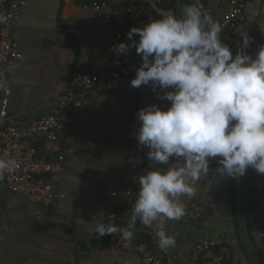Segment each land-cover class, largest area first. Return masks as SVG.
Masks as SVG:
<instances>
[{
  "label": "crops",
  "instance_id": "obj_1",
  "mask_svg": "<svg viewBox=\"0 0 264 264\" xmlns=\"http://www.w3.org/2000/svg\"><path fill=\"white\" fill-rule=\"evenodd\" d=\"M213 7L210 15L221 24L227 6L218 1ZM122 24L70 0H28L14 32L24 57L8 79L12 89L9 121L25 124L52 112L75 72L109 68L114 59L112 37ZM242 29L251 37L245 51L255 55L264 45V0H246ZM221 37L235 51L242 42L238 33L227 30ZM140 108L133 94L115 90L95 93L80 108L65 111L61 132L65 168L51 206L10 191L0 180V264H143L138 252L116 247L108 234L99 237L95 231L101 220L107 224L114 195L132 180ZM210 163L215 170L217 160ZM211 179L210 191L199 180L194 196L181 197L186 209L194 202L206 204L199 220L166 221V231L176 237L171 252L187 261L196 242L223 240L219 245L224 251L232 247L240 264H264L256 254L263 255L258 229L253 221L248 228L243 219L242 230L239 220L242 178L217 180L212 171ZM244 179L246 185V173Z\"/></svg>",
  "mask_w": 264,
  "mask_h": 264
},
{
  "label": "clouds",
  "instance_id": "obj_2",
  "mask_svg": "<svg viewBox=\"0 0 264 264\" xmlns=\"http://www.w3.org/2000/svg\"><path fill=\"white\" fill-rule=\"evenodd\" d=\"M5 23L7 16L0 12V24ZM222 32L199 0H192L180 4L179 15L170 11L143 27H132L126 34L130 43L115 46L122 54L134 47L141 56L131 87L159 89L158 98L170 106L153 103L137 111L135 135L138 146L148 149L149 167L139 176L127 226L101 220L95 226L99 237L119 234L130 241L139 220L145 227L154 226L157 247L167 251L175 247L176 237L165 223L184 217L181 197L194 196L201 178L211 171L217 180L238 178L248 168L264 174V45L249 54L245 50L251 37L240 29L242 42L233 55ZM6 88L0 72V90ZM212 159L218 163L215 170L209 167ZM16 168L14 158H0V180Z\"/></svg>",
  "mask_w": 264,
  "mask_h": 264
},
{
  "label": "built area",
  "instance_id": "obj_3",
  "mask_svg": "<svg viewBox=\"0 0 264 264\" xmlns=\"http://www.w3.org/2000/svg\"><path fill=\"white\" fill-rule=\"evenodd\" d=\"M108 19L118 20L123 24L112 37V53L109 68L95 72L77 71L73 74L70 85L59 96L55 109L35 120L25 124H15L9 121V107L12 95L8 79L13 71L8 68L24 57V53L15 39V29L28 0H0V12L7 16V23L0 24V72L7 79L6 90H0V158H14L17 168L7 173L2 181L10 191L28 197L32 202L49 207L56 202L54 191L56 182L64 170L66 145L61 137L65 125V111L78 109L93 94L98 92L125 91L133 94L140 104L146 107L150 104L170 106V102L158 98L157 89L153 91L149 86L131 87L130 81L136 75V69L141 64V56L132 47L127 54L117 53L115 46L120 42L130 43L127 32L132 27H143L152 19L159 18L158 4L171 0H70ZM221 1L226 4L221 19L223 30L232 34L242 29L246 17V0H199L209 14L213 12V3ZM139 39V37H135ZM233 55L236 51L232 49ZM147 148H138L134 173L129 185L116 193L107 209V223L119 225L123 218L128 224V218L137 198L139 190V176L149 167ZM138 161V162H137ZM211 170L212 164H209ZM212 171L207 177L200 179L206 191L212 188ZM247 199L253 212L252 221L259 232L264 260V174L254 168L246 171ZM206 212L204 202H194L186 209L183 218L199 220ZM126 227V226H125ZM135 234H142L146 238L137 240ZM110 242L119 248L133 250L140 254L143 264H222L224 252L215 254L213 247L223 243V240L206 239L194 244L191 257L187 261L178 255L162 251L157 247V238L152 228L136 223L134 236L126 241L115 234H108ZM2 240H0V250ZM232 264H240L234 259Z\"/></svg>",
  "mask_w": 264,
  "mask_h": 264
},
{
  "label": "trees",
  "instance_id": "obj_4",
  "mask_svg": "<svg viewBox=\"0 0 264 264\" xmlns=\"http://www.w3.org/2000/svg\"><path fill=\"white\" fill-rule=\"evenodd\" d=\"M183 4H189L192 2V0H181ZM167 10H172L174 13L179 15V10L177 7V2L176 0H171L170 2H166L163 1L161 3L158 4V12H159V18L161 17V14L164 11ZM96 70H86L84 72H95ZM161 108H166L165 106L159 105ZM242 178V216L243 219L246 223V226L249 228L252 224V212H253V207L250 203V201L247 199V190L245 188V175L241 176ZM119 225L122 227L127 226V223L124 221L123 218L119 219ZM135 238L137 240H144L146 237L142 234H135ZM213 252L215 254H221L222 252H224V258H223V262L222 264H232L234 258V251L233 248L230 246H227L226 251L223 250V246L222 245H216L213 247ZM258 259L260 260L261 263H263V255L260 254L259 252H256Z\"/></svg>",
  "mask_w": 264,
  "mask_h": 264
},
{
  "label": "water",
  "instance_id": "obj_5",
  "mask_svg": "<svg viewBox=\"0 0 264 264\" xmlns=\"http://www.w3.org/2000/svg\"><path fill=\"white\" fill-rule=\"evenodd\" d=\"M176 2H177L178 10H179V12H180V4L182 3V1L179 0V2H178V0H176ZM238 178H239V177H238ZM240 202H241V194H240V197H239V204H240ZM239 220H240V222H241V227H242V230H243V229H244L243 224H242V222H243V217H242L241 213H240V215H239ZM243 232H244V231H243ZM244 237H245V235H244ZM245 240H246V239H245ZM251 255H252L253 259L255 260V262H257L256 257H255L252 253H251Z\"/></svg>",
  "mask_w": 264,
  "mask_h": 264
}]
</instances>
